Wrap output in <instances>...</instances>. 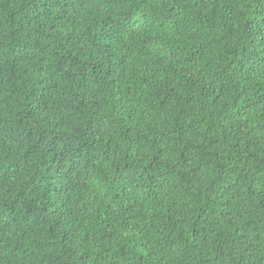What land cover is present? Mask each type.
<instances>
[{"label": "clouds", "instance_id": "9594fccd", "mask_svg": "<svg viewBox=\"0 0 264 264\" xmlns=\"http://www.w3.org/2000/svg\"><path fill=\"white\" fill-rule=\"evenodd\" d=\"M0 264H264V0H0Z\"/></svg>", "mask_w": 264, "mask_h": 264}, {"label": "trees", "instance_id": "16d2710c", "mask_svg": "<svg viewBox=\"0 0 264 264\" xmlns=\"http://www.w3.org/2000/svg\"><path fill=\"white\" fill-rule=\"evenodd\" d=\"M100 31L102 32L103 31V28H101Z\"/></svg>", "mask_w": 264, "mask_h": 264}]
</instances>
